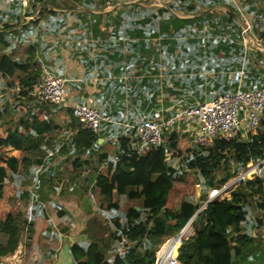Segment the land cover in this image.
<instances>
[{
  "label": "crops",
  "instance_id": "crops-1",
  "mask_svg": "<svg viewBox=\"0 0 264 264\" xmlns=\"http://www.w3.org/2000/svg\"><path fill=\"white\" fill-rule=\"evenodd\" d=\"M69 1L66 4L74 8L42 17L37 10L31 15L33 19L24 16L19 26L23 30L12 35L14 41L20 38L23 42L16 48L17 56L24 58L26 48L32 46L36 57L66 80L67 91L65 101L50 114L55 131L41 141L46 152L54 150L58 155L47 159L50 153H46L42 164L33 167L32 181L24 175L6 179L0 197V248L6 240L2 230L6 217L33 203V221L21 233L18 245V264L87 262L84 249L73 250V246L85 248L89 244L95 237L94 232L87 233L89 220L107 210L98 203L97 188L95 209L88 197L91 186L87 188L85 181L95 182L98 173L105 174L102 165L94 172L87 167L75 173L58 151L60 146L51 144L66 143L72 134L68 121L73 103L88 97L108 116L98 142L112 154L116 142L110 136L115 131L112 126L122 131L141 117L161 118L184 103L204 102L237 87L264 86V0H121L111 10L100 0L93 5H86V0ZM23 13L19 6L4 5L0 0L1 23L19 19ZM188 126L182 122L170 129L190 137L181 139L188 142L187 147L193 144L195 127ZM4 127H0V134ZM188 182L174 183L173 188L194 181L190 178ZM177 189L169 193V207L179 203L170 204ZM101 224L113 229L110 220L104 218ZM243 231L257 234L256 228ZM259 249L264 250V244ZM12 255H0V264H11ZM94 262L99 264L100 260ZM238 264L252 263L249 259ZM253 264H264V257Z\"/></svg>",
  "mask_w": 264,
  "mask_h": 264
},
{
  "label": "trees",
  "instance_id": "trees-1",
  "mask_svg": "<svg viewBox=\"0 0 264 264\" xmlns=\"http://www.w3.org/2000/svg\"><path fill=\"white\" fill-rule=\"evenodd\" d=\"M67 2L70 1L34 0L31 10L37 7L38 16L42 17L75 7ZM29 12L19 19L0 22V78L2 91L9 92V98L0 105V127L5 126L0 134V197L6 179L24 175L32 181L33 167L41 165L47 153L41 141L56 129L50 114L58 105L33 94L41 72L35 50L28 46L25 57H18L16 48L23 42L12 38L15 31L23 30L19 26L25 21L24 16L32 15ZM69 115L68 125L73 131L66 143L48 144L60 146L58 151L70 161L75 173L87 167L94 172L97 170L94 161L102 165L105 174L98 173L95 182L88 178L85 181L87 188L98 189V203L109 211L113 226L106 229L98 217L89 220L87 233L94 232L95 237L85 248L73 246V250L84 249L82 254L88 255L87 262L80 264H95V259L100 260L99 264H155L156 248L189 220L193 234L184 238L177 249L181 264H238L249 259L253 264L263 259L264 250L259 247L264 239L259 231L264 224V192H258L263 186L259 177L238 180L227 194L215 197L203 207L202 204L210 190H221L237 172L250 164H264V119L258 128L244 136L229 140L213 138L208 145L193 143L185 149L179 147L180 140L190 137L171 130L164 134V141L158 147L144 153L137 151L138 136L133 127L124 126L121 131V127L112 126L115 131L110 136L116 142L110 154L98 142L101 129L94 133L82 127L70 108ZM12 149L17 153L8 152ZM191 175L201 187L200 197L182 199L177 206L169 207L167 200L174 183H186ZM121 200L131 204L121 209ZM253 205L261 211L257 218L250 217ZM31 206L29 222L25 209L6 217L2 228L6 240L0 255L16 252L21 233L33 221V203ZM246 227L256 228L257 234L242 232ZM107 230L109 233L104 235ZM73 258L79 257L73 255Z\"/></svg>",
  "mask_w": 264,
  "mask_h": 264
},
{
  "label": "built area",
  "instance_id": "built-area-1",
  "mask_svg": "<svg viewBox=\"0 0 264 264\" xmlns=\"http://www.w3.org/2000/svg\"><path fill=\"white\" fill-rule=\"evenodd\" d=\"M4 5L19 6L23 12H27L34 0H1ZM102 6L111 10L120 4L121 0H100ZM33 19V16L30 15ZM41 65L40 79L34 87L33 94L52 104H61L66 99V80L57 76L43 64L41 58H37ZM71 114L82 127L98 133L103 122L108 121L103 111L93 101L86 97L73 103L70 107ZM264 119V86L254 89L237 87L232 92H223L204 102L194 104L184 103L172 110L164 117L152 119L141 117L132 125L138 136L137 151L147 152L158 147L164 141V134L170 131L177 123L194 125L192 141L198 145H208L213 138L232 139L235 136H244L258 128ZM187 127V129L190 128ZM259 164L247 171H242L240 179L252 173ZM238 178V180H240ZM237 180V181H238ZM220 193L222 191L219 190ZM216 196V194H214ZM60 209V206H57ZM26 219H32V206L25 208ZM193 234L191 220H189L175 235L162 242L155 251V264H181L177 258V249L181 241ZM20 246L11 256L15 261L19 260Z\"/></svg>",
  "mask_w": 264,
  "mask_h": 264
},
{
  "label": "rangeland",
  "instance_id": "rangeland-1",
  "mask_svg": "<svg viewBox=\"0 0 264 264\" xmlns=\"http://www.w3.org/2000/svg\"><path fill=\"white\" fill-rule=\"evenodd\" d=\"M99 2V1H98ZM97 4V0H86V5L87 4H89V5H93V4ZM100 3V2H99ZM33 5V4H32ZM31 8H32V6H30L29 8H28V12L29 13H31V14H34L36 11H37V7L35 8V9H33V10H31ZM22 52H24V50L22 51ZM22 56V55H21ZM1 83H2V79L0 78V105H2L3 103H4V99L6 100L7 98H9V92L7 91V90H4V91H2L3 89H2V85H1ZM13 100V99H12ZM8 116H6L5 118H7ZM14 118L15 119H17L18 118V115H15L14 116ZM14 121H16V120H14ZM187 144H188V142L186 141V140H181V142H180V148H182V149H184L185 147H187ZM8 152H11V151H8ZM50 153V154H49ZM49 154V155H48ZM47 159L48 158H51V159H53V158H55L56 157V155H58V154H56L55 153V151L54 150H49L48 152H47ZM53 161V160H52ZM256 164H250L247 168H245L244 170H248V169H251V168H253L254 166H255ZM99 167H100V164L97 162V169L98 170H100L99 169ZM261 168L259 169L258 167L252 172V173H250V174H248L247 176H245V177H247V178H253V177H259L260 178V180L262 181V183H263V186H262V188L260 189V190H258V192H260V193H262V192H264V164H261V166H260ZM241 173H243V172H237V175L234 177V178H232V179H230L227 183H226V186H225V188L221 191V193H220V191H209L208 192V198H210L211 196H214V194H216V196L215 197H222V196H224L225 194H227L232 188H233V186L237 183V180H238V178L240 179V175H241ZM193 176L191 175L190 176V178H192ZM241 180V179H240ZM189 183V182H188ZM178 184V183H177ZM177 184H175V186H174V188L171 190V192H173L176 188H179V189H177L175 192H174V197H171L170 198V204L172 205V206H175L176 204H177V202L178 201H180V200H182L183 198H186V199H190V200H197L199 197H200V194H199V196H197V198H194V194H195V183L194 182H192V183H190V184H186V185H177ZM170 192V193H171ZM87 193H88V191H87ZM260 193L258 194V195H260ZM97 195H96V191H94V190H92L91 189V192L90 193H88V197L90 198V200H91V202H92V204H94V206H95V209L97 210L98 208H96V204H97V197H96ZM169 197H170V194H169ZM207 197V196H206ZM214 197V198H215ZM180 199V200H179ZM129 204H131L130 202H125V201H123V200H121L120 201V205H121V209H125ZM175 204V205H174ZM99 211H102V208H100L99 209ZM104 212L105 213H103V212H101L100 214L101 215H97V217L99 218V219H102V220H104V218H108V220H110L109 219V213L107 212V210H104ZM259 215H261V211H259V210H257L255 207H254V205L252 206V208H251V213H250V217H252V218H257ZM94 217V216H93ZM263 228V229H262ZM259 235L262 237V239H263V237H264V227H261V229H260V231H259ZM14 260H15V258H13V257H11V264H18L19 263V260L18 261H15L14 262Z\"/></svg>",
  "mask_w": 264,
  "mask_h": 264
},
{
  "label": "water",
  "instance_id": "water-1",
  "mask_svg": "<svg viewBox=\"0 0 264 264\" xmlns=\"http://www.w3.org/2000/svg\"><path fill=\"white\" fill-rule=\"evenodd\" d=\"M98 141H101V139H99ZM225 186H226V185H225ZM225 186H223L221 189L223 190V189L225 188ZM200 189H201L200 185L197 184V186H196V195H197V196H199V194H200ZM213 199H214V196L208 198V199L202 204V207H203V205H206L207 203H209V202H210L211 200H213ZM199 210H200V209H199ZM199 210H198V211H199ZM198 211H197L195 214H197ZM195 214H194V215H195Z\"/></svg>",
  "mask_w": 264,
  "mask_h": 264
},
{
  "label": "clouds",
  "instance_id": "clouds-1",
  "mask_svg": "<svg viewBox=\"0 0 264 264\" xmlns=\"http://www.w3.org/2000/svg\"><path fill=\"white\" fill-rule=\"evenodd\" d=\"M215 197V196H214Z\"/></svg>",
  "mask_w": 264,
  "mask_h": 264
}]
</instances>
